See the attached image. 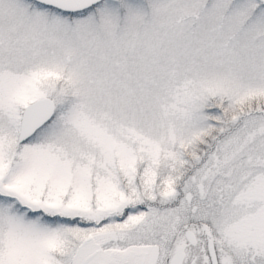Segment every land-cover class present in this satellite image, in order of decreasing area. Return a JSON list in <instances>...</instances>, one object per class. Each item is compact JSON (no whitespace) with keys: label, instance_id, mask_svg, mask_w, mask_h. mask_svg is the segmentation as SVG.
I'll use <instances>...</instances> for the list:
<instances>
[{"label":"snow or ice","instance_id":"obj_1","mask_svg":"<svg viewBox=\"0 0 264 264\" xmlns=\"http://www.w3.org/2000/svg\"><path fill=\"white\" fill-rule=\"evenodd\" d=\"M0 264H264V0H0Z\"/></svg>","mask_w":264,"mask_h":264}]
</instances>
